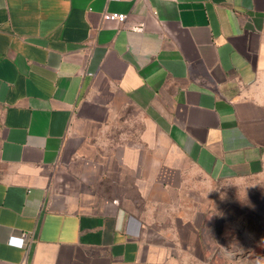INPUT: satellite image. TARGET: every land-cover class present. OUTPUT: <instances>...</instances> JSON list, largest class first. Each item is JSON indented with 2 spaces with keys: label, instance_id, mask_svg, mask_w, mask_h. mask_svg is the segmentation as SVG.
I'll use <instances>...</instances> for the list:
<instances>
[{
  "label": "crops",
  "instance_id": "crops-1",
  "mask_svg": "<svg viewBox=\"0 0 264 264\" xmlns=\"http://www.w3.org/2000/svg\"><path fill=\"white\" fill-rule=\"evenodd\" d=\"M181 162L264 175V0H0V264H178Z\"/></svg>",
  "mask_w": 264,
  "mask_h": 264
},
{
  "label": "rangeland",
  "instance_id": "rangeland-1",
  "mask_svg": "<svg viewBox=\"0 0 264 264\" xmlns=\"http://www.w3.org/2000/svg\"><path fill=\"white\" fill-rule=\"evenodd\" d=\"M181 163L185 175L178 182L183 185L172 191V195L179 205H187L178 216L182 213L181 217L195 223L197 241L186 239L189 227L170 223L174 219L163 216L161 209H152L162 219L160 223L153 222L156 218L153 215L147 218L151 220L148 224L151 231L179 237L173 241L177 251H169L173 260L178 264H264V175L210 179L197 173L191 165ZM93 178L82 176L80 182L98 190L103 197L123 200L124 185L127 189L133 188L132 175L124 183L122 180L110 182L106 176L101 180ZM126 197L137 203L136 192L128 191ZM162 242L172 243L171 240Z\"/></svg>",
  "mask_w": 264,
  "mask_h": 264
},
{
  "label": "built area",
  "instance_id": "built-area-1",
  "mask_svg": "<svg viewBox=\"0 0 264 264\" xmlns=\"http://www.w3.org/2000/svg\"><path fill=\"white\" fill-rule=\"evenodd\" d=\"M102 18L109 21H117V22H124L126 15L124 13H118V12H104L102 14ZM134 29H141V25L134 27ZM17 245L19 247L24 246V239L23 237H20L18 239Z\"/></svg>",
  "mask_w": 264,
  "mask_h": 264
}]
</instances>
